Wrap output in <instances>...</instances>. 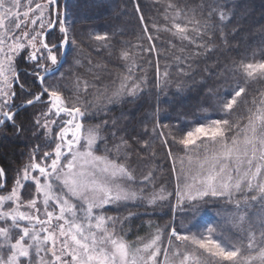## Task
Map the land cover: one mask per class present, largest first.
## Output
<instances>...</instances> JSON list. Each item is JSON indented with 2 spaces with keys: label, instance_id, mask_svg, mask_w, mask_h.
<instances>
[{
  "label": "snow or ice",
  "instance_id": "obj_1",
  "mask_svg": "<svg viewBox=\"0 0 264 264\" xmlns=\"http://www.w3.org/2000/svg\"><path fill=\"white\" fill-rule=\"evenodd\" d=\"M223 8L219 0H212L205 17L202 4L197 19L195 7L167 5L165 20L169 18V10L175 12L171 28L163 30L202 50L187 57L176 56L178 63L215 50L211 38L217 28L212 20L216 14L221 41L227 43L223 26L229 17ZM136 10L140 11L139 6ZM181 17L187 20L183 26L177 22ZM140 20L144 23L143 16ZM71 23L67 5L60 10L59 0H26V3L0 0V124L14 121L17 108L43 103L45 111L35 124L43 130L50 149L38 157L40 146L37 145L29 161L17 170L11 189L0 195V264H264V214H258L253 223L244 210L250 202L261 203L264 209V87L256 90L249 87L253 83L264 84V56L227 67L221 74L226 85L223 93L209 87L208 96L213 102L209 107L216 118L205 116V122H197L188 130L178 123L161 126L159 121L152 129L153 137L157 128L168 129L167 134L163 130L159 132L161 142L168 149L170 159H179L180 172L173 166L178 204L187 203L194 212L197 203L208 197L234 204L235 210L227 222L238 235L235 239H225V229L211 224L203 232H192L184 226L187 230L181 233L173 226L167 232L168 244L162 246L166 225L156 226L149 238L138 237L137 242L130 243L123 225L132 213L123 218L108 215L106 206L136 201L152 206L166 201L172 194L163 187L149 193L143 188L137 190L135 172L129 163L128 140L121 137L112 148L105 144L103 153L97 154L99 141L105 139L100 135L102 125H87L86 121L89 115H94L92 109L107 111V105L125 96H138L144 78L136 77L139 65L125 48L120 55L125 70L111 84L98 86L99 75L89 81L75 71L70 84H61L65 73L60 69L70 46L77 45V40L70 37ZM57 27L59 36L53 35L49 41L47 36L55 33ZM153 27L161 30L157 25ZM144 33H148L147 28ZM89 36L98 48H111L108 33ZM204 36L209 40L204 41ZM147 40L149 47L140 46L141 51L159 56L151 34ZM24 50L28 51L25 59L33 64L31 75L39 81L40 91L35 94L29 91L27 95L31 98L16 105L13 85L19 84L21 91L25 90L16 64ZM74 65L82 67V60L76 59ZM86 71L93 72V68ZM168 76L165 68L161 77L157 62V88L162 80L167 82ZM49 77H55L54 81L48 83ZM202 111L208 112L209 108ZM112 136L115 138V131ZM140 143L145 149L150 146L149 140ZM173 146L182 155L174 156ZM153 177L154 173L149 171L141 183L153 184ZM6 182L5 170L0 168V189H5ZM31 185L34 193L30 199H24L22 190ZM237 194L241 199H236Z\"/></svg>",
  "mask_w": 264,
  "mask_h": 264
},
{
  "label": "trees",
  "instance_id": "obj_2",
  "mask_svg": "<svg viewBox=\"0 0 264 264\" xmlns=\"http://www.w3.org/2000/svg\"><path fill=\"white\" fill-rule=\"evenodd\" d=\"M219 2L224 5L223 10L229 17L223 26L227 43L221 41L219 15L216 14L212 20L217 24V28L211 38L215 50L181 63L175 60L176 56L187 57L193 52L202 50L187 41L181 42L170 32L163 30L164 27L171 28L175 12V9L169 10L167 13L169 18L165 20V8L169 3L180 8L195 7L199 19V6L202 4L205 6L203 15L206 17L207 5L212 3V0H65L64 2L63 8L67 5L69 20L72 21L70 37L77 40V45L70 46L60 69L65 73V80L61 81V84L71 83L73 71L89 81L99 75V80H96L98 86L111 84L125 70V62L120 59V55L126 48L139 65L135 70L136 77L144 78L140 94L136 97L125 96L122 100L107 105V111L90 110L94 115H89L86 123L102 125L101 130L106 136L101 145L105 143L112 148L114 144L120 142L121 137L128 140L131 165L149 167L156 175L164 170L169 189L172 188V172L167 155L168 149L162 144L159 136L161 130L167 134L168 129L157 128L153 137L152 129L157 121L161 126L178 123L188 130L197 122H204L205 116L216 118V113L209 107L213 103L208 96L209 87L223 93L226 85L221 74L227 67L241 60L248 62L253 59L259 60L264 56V0H219ZM59 5L61 10L62 0H59ZM137 6L139 12L136 10ZM141 16L144 23H141ZM177 22L183 26L187 20L181 17ZM153 25L159 26L161 30L157 31ZM145 28L148 29V33H144ZM90 33H108L111 37V48H98L97 42L90 38ZM148 34L153 36L159 56L156 53L141 51L140 46L149 47ZM53 35L59 36L58 27L55 33L47 36V39L51 41ZM157 36L159 39L156 38ZM203 39L208 41L209 37L204 36ZM199 42L197 37V43ZM181 48L185 51L180 52ZM76 59L82 60V67L74 65ZM157 62L161 77L165 68L169 72L167 82L162 80L160 88L156 86ZM32 65L17 60L20 70L19 81L25 85V90L22 92L19 84L13 85L17 93L14 100L16 105L31 98L27 95L29 91L33 94L40 91L37 79L31 75ZM96 65L100 67L96 68ZM89 67L93 68V72L86 71ZM209 72L212 75H209ZM54 79L55 77H49L47 82L50 83ZM249 87L256 90L264 87V84L253 83ZM92 91L91 89L89 91V100L92 99ZM38 103L21 109L15 114L14 121L6 122L0 128V167L5 170L6 183H9L17 170L25 164L29 154L37 145L43 147L42 134L37 131L33 123V110ZM203 108H209V111L204 112ZM104 121H107L106 125L103 124ZM145 128L148 130L147 135ZM113 131L116 132L115 138L112 136ZM143 140H149L150 146L147 149L141 147L140 142ZM169 142H171L170 138ZM172 151L174 156L180 154L176 153L175 146ZM172 199L173 195H170L162 215L156 211L151 215L156 224L166 223L168 226L166 229L169 228L172 218ZM128 206L121 208L119 216L128 217L129 213H132L123 225L127 233L126 239L132 240L137 235L136 228H139L137 230L140 231L139 233L146 228L145 215L139 211L142 205H130V209L127 208ZM157 207L158 204L153 209ZM136 208H138L137 213H135ZM217 208L226 210L228 207L218 205Z\"/></svg>",
  "mask_w": 264,
  "mask_h": 264
},
{
  "label": "rangeland",
  "instance_id": "obj_3",
  "mask_svg": "<svg viewBox=\"0 0 264 264\" xmlns=\"http://www.w3.org/2000/svg\"><path fill=\"white\" fill-rule=\"evenodd\" d=\"M24 2L26 3V0H24ZM36 2H43V0H36ZM23 11H24V8L22 7L21 12H23ZM47 18H48V16L46 14V19ZM36 27H38V25ZM27 55H28V51L24 50V51H22L21 55L19 57H17V60L19 59L21 61L29 62L25 59V57ZM17 60H16V64H17ZM29 63H31V62H29ZM17 68H18V66H17ZM18 74H19V72H18ZM51 82H53V81H51ZM44 99L46 100V97ZM33 111H34L33 123L36 126L35 121L38 117H40V114L43 111H45V105L43 103H38L36 106H34ZM41 123H43L42 119H41ZM86 124L87 125H94V124H90V123H86ZM195 126H193L192 128H194ZM37 131L40 134H42V138L44 139L43 147H40V151L38 153H36V155L39 157V156L43 155L44 151H47L50 149L46 146L47 141L45 140L43 130L37 127ZM57 131H58V129H57ZM100 135H101V137H104V138L106 136L105 134H103L101 129H100ZM102 141H105V140L103 139V140L99 141V147L102 151L100 150L97 154H102L103 150L105 148V143L101 145ZM53 147H54V145H53ZM108 148H110V147H108ZM30 154H29V157H30ZM180 155H182V154H177L175 156L179 157ZM29 157L25 163H27L29 161ZM129 163L135 172L136 184L134 185V187H136L137 190L143 188L145 190V193H149V192L153 191L154 189L159 190L161 187H163L167 193L172 192V195H173L172 204H171L172 218L170 221L169 228L165 229L164 233L162 234V241H161L162 246L168 244L167 232L170 231L171 227H173V226L176 227L177 230L180 231L181 233H184L187 230L184 226L190 227L192 232H203L204 229L209 224H211V225L217 226L218 229L219 228L225 229V231H224V238L225 239H235V237L238 235L237 230L232 228L231 224H229L227 222V218L229 216H231V214L235 210L234 204H229L224 199L208 197L204 201H200L197 203V205H196L197 210L195 212L187 203H185L183 205L178 204L177 197L175 196L177 179H176V175L173 173L174 164H175V168H176L177 173L180 172L181 165H180L178 158L175 161L173 159L169 158V163H170L171 172H172L171 173L172 174V188H170V189H169V184L167 183V179L165 177L166 173L164 170L163 171L161 170L156 175L155 172L153 171V169L151 170L149 167H146V166L144 167L143 165L141 167L138 165H131V161H129ZM23 166H21L20 168H22ZM184 166H185V168H187V166H188L186 159H185V165ZM139 168H140V172H138ZM149 171H152L154 173V177H153L154 183L145 185V184L141 183L142 177L144 175H147V173ZM16 174H17V172H16ZM16 174L11 178L9 183H6L5 189L0 190V195L6 194V191L11 189L12 183H13V180H14ZM32 193H34V185H31L30 188H25L22 190V196L24 199H30ZM236 199H241V195L237 194ZM157 204H158V207L156 209H153V207L156 204L149 206L146 204V202L136 201V202H128L126 205H123V206L107 205L105 210H106V213L108 215L119 216V212H120L121 208H123L125 206L129 205L127 207V208H129L130 205H135V206L142 205V209L139 211L145 215L144 226L146 228L144 230L142 229L141 233H139L140 231H137V230H139V228L138 229L136 228L135 234H137V235L132 240H130V239L128 240L130 243H135V242H137L138 237L144 238V239L149 238L150 235L155 232L156 226H159L161 228H165V226L167 225L166 223L156 224V221L151 216L154 211H156V213H159L160 215H162L163 210L166 208L167 200L163 201V202H157ZM218 205H227L228 208L226 210L220 209V208H217ZM8 206H10V205H6V207H8ZM137 209L138 208L135 209L136 210L135 213H137ZM22 210H26V209H22ZM244 210L248 214L249 219L253 223L256 222L258 214H264V209L261 208V203H257V202H250V206H248ZM245 227H247V224H245ZM219 234L220 233L218 231L217 235H219ZM256 235L259 237V229L256 230ZM246 243H247V241L245 240V245H246ZM160 259L163 260V253H161Z\"/></svg>",
  "mask_w": 264,
  "mask_h": 264
},
{
  "label": "water",
  "instance_id": "obj_4",
  "mask_svg": "<svg viewBox=\"0 0 264 264\" xmlns=\"http://www.w3.org/2000/svg\"><path fill=\"white\" fill-rule=\"evenodd\" d=\"M64 2H65V0H62V8H61V10H64V8H63V6H64ZM18 72H19V69H18ZM38 81V80H37ZM38 83H39V81H38ZM39 86H40V84H39ZM25 102V101H24ZM24 102H22L21 104H23ZM21 104H19V105H21ZM28 107V106H27ZM23 108H25V107H22V108H17L16 109V111H15V114L17 113V112H19L21 109H23ZM15 114H14V116H15ZM6 122H8V121H6ZM5 122V123H6ZM4 123V124H5ZM4 124H0V128L4 125ZM1 168V167H0ZM1 190V189H0Z\"/></svg>",
  "mask_w": 264,
  "mask_h": 264
}]
</instances>
